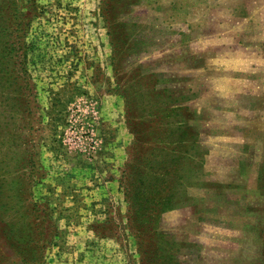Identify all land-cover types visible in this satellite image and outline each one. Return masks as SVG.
<instances>
[{"label":"rangeland","instance_id":"obj_1","mask_svg":"<svg viewBox=\"0 0 264 264\" xmlns=\"http://www.w3.org/2000/svg\"><path fill=\"white\" fill-rule=\"evenodd\" d=\"M0 264H264V0H0Z\"/></svg>","mask_w":264,"mask_h":264},{"label":"trees","instance_id":"obj_2","mask_svg":"<svg viewBox=\"0 0 264 264\" xmlns=\"http://www.w3.org/2000/svg\"><path fill=\"white\" fill-rule=\"evenodd\" d=\"M24 112H25V113H28L26 109L24 110ZM126 199H128V204H129V197H128V198L126 197ZM169 208H170L169 205H166V206L164 207V209H169Z\"/></svg>","mask_w":264,"mask_h":264}]
</instances>
